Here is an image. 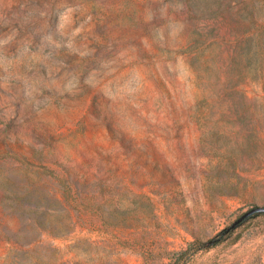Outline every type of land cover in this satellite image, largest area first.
Instances as JSON below:
<instances>
[{
	"label": "rangeland",
	"instance_id": "rangeland-1",
	"mask_svg": "<svg viewBox=\"0 0 264 264\" xmlns=\"http://www.w3.org/2000/svg\"><path fill=\"white\" fill-rule=\"evenodd\" d=\"M255 206L264 0H0V264H264Z\"/></svg>",
	"mask_w": 264,
	"mask_h": 264
},
{
	"label": "water",
	"instance_id": "water-1",
	"mask_svg": "<svg viewBox=\"0 0 264 264\" xmlns=\"http://www.w3.org/2000/svg\"><path fill=\"white\" fill-rule=\"evenodd\" d=\"M256 213H264V206H255L243 212L240 216H238L234 220V222L231 224V227H235L236 225L241 223L243 220H245L246 218Z\"/></svg>",
	"mask_w": 264,
	"mask_h": 264
},
{
	"label": "trees",
	"instance_id": "trees-1",
	"mask_svg": "<svg viewBox=\"0 0 264 264\" xmlns=\"http://www.w3.org/2000/svg\"><path fill=\"white\" fill-rule=\"evenodd\" d=\"M253 215H255V214H253ZM252 217V216H251ZM184 252H182L181 254H183Z\"/></svg>",
	"mask_w": 264,
	"mask_h": 264
}]
</instances>
